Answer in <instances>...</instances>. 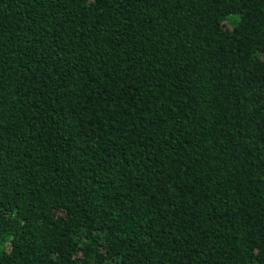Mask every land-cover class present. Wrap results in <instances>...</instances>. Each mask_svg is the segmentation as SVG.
I'll return each instance as SVG.
<instances>
[{"label": "trees", "instance_id": "1", "mask_svg": "<svg viewBox=\"0 0 264 264\" xmlns=\"http://www.w3.org/2000/svg\"><path fill=\"white\" fill-rule=\"evenodd\" d=\"M0 264H264V0H0Z\"/></svg>", "mask_w": 264, "mask_h": 264}]
</instances>
